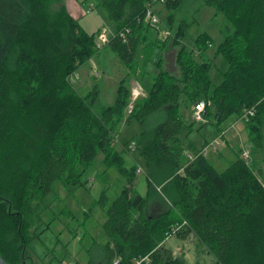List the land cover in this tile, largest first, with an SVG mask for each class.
Returning <instances> with one entry per match:
<instances>
[{"label": "trees", "instance_id": "obj_1", "mask_svg": "<svg viewBox=\"0 0 264 264\" xmlns=\"http://www.w3.org/2000/svg\"><path fill=\"white\" fill-rule=\"evenodd\" d=\"M148 1L99 3L114 33L130 30L128 43L113 36L105 48L130 70L140 52L152 54L160 43L158 37H149L143 22ZM185 1L164 5L169 27ZM204 4L214 6L215 16L224 21L225 40L217 52L229 69L222 82L214 85L210 61L199 62L194 50L183 46L194 24L183 18L163 44L176 50L179 74L166 70L161 58L146 97L127 114L131 89L126 79L107 106L98 102L97 85L82 96L67 82L104 49L98 51L97 35L82 28L64 0H0V259L5 264H30L26 249L38 236L35 231L48 207L45 199L56 183L86 184L85 175L101 153L109 163L122 161L113 147L121 127L134 133V138L122 137L123 142L136 138L150 188L157 186L169 207L151 215L148 196L132 188L136 168L124 169L129 187L106 210L104 264H114L117 258L120 264H135L150 254L152 264H180L165 242L184 221L188 226L175 235L194 233L215 256L214 264H264V171H255L240 153L222 173L208 157L185 166L186 153L202 147L189 138L196 123L189 122L185 112L201 100L207 104L205 119L217 127V134L221 122L255 107L246 129L252 149L264 145V0ZM210 41L208 35L197 39L201 58Z\"/></svg>", "mask_w": 264, "mask_h": 264}, {"label": "rangeland", "instance_id": "obj_2", "mask_svg": "<svg viewBox=\"0 0 264 264\" xmlns=\"http://www.w3.org/2000/svg\"><path fill=\"white\" fill-rule=\"evenodd\" d=\"M64 2L68 11L87 33L98 35L105 27L108 30L107 33L111 36L114 34L107 11L99 6L100 0H68V2L64 0ZM204 2L205 0H186L183 9L176 12L175 25L171 27L166 21L167 10L163 5H157L155 8L157 14L159 13L160 24L157 28L147 25L149 35L156 34L160 42L157 44L159 46H153L155 49L151 50L152 54L145 56L144 52H140L138 64L130 70L120 62L114 52L104 49L97 58H91L81 68L79 71L81 78L74 85L73 90L85 96L97 85L100 90L98 102L101 106H107L114 103L118 84L125 79L131 92L134 87L140 85L147 95V89L158 73L157 64L161 58L165 60L164 68L178 75L179 70L175 63L176 50L173 49L171 52L170 45L164 48L163 44L165 40L172 38L177 25L183 18L194 21L188 36L183 39V46L189 51L194 50L195 58L199 62L202 59L210 61L212 64L211 80L214 85H219L223 80V73L229 69L224 56L217 52L219 45L225 40L224 21L223 18L215 16L214 6L204 4ZM87 9L90 10L86 11ZM203 35H208L211 41L201 58L196 41ZM145 48L141 50L145 51ZM166 49L169 51L167 52ZM95 68L98 71L97 74H95ZM136 101L133 100V104ZM193 112L194 106L190 107L187 113L185 112L189 122H195ZM236 119V116H230L221 122L219 128L223 131L227 130L236 122ZM195 123L189 138L196 146H203L216 138L217 127L215 125L208 121ZM133 127L138 131L136 125ZM238 133L241 134V143L245 144L244 148L251 153V158L247 160L248 164L255 171L260 168L264 171V145L262 149H252L251 137L248 135L245 122L237 123L227 133L225 144L220 147L219 151L208 156L213 167L222 173L236 160L237 146L240 145V139L237 138ZM114 136L123 141L122 137L134 138V133L130 134L125 131L124 127H121L119 133ZM132 140L137 143L136 138ZM113 147L121 152V162L109 163L105 154L101 153L91 170L85 175L86 184L64 187L58 182L54 185L53 191L45 199L48 207L41 215L39 231H35L38 236L26 249L25 258L30 264H95L99 262L98 258L101 259L102 250L109 241L104 231L107 221L106 210L118 195L129 187L127 177L122 172L124 169L132 171L134 167L136 168V179L132 188L135 194L148 196L151 215H158L161 211H165L167 206L169 207L168 204L165 206L162 203V198L157 193V190L161 193L160 189H157V186L150 188L146 170L137 150L130 156L121 149L120 145H113ZM138 166L143 169L142 173H137ZM262 180L264 183L263 177ZM165 246L173 252L180 264L215 263V256L194 233L184 238L171 234ZM0 264L5 263L0 259Z\"/></svg>", "mask_w": 264, "mask_h": 264}, {"label": "built area", "instance_id": "obj_3", "mask_svg": "<svg viewBox=\"0 0 264 264\" xmlns=\"http://www.w3.org/2000/svg\"><path fill=\"white\" fill-rule=\"evenodd\" d=\"M169 1L171 0H149V2L147 3L144 13H143V22L153 28H157V26L160 24V19H159V13L157 14L156 11V6L157 5H165L167 4ZM90 9H87L86 11H89ZM108 30H106V28L104 27L102 31L99 32V34L97 35L96 38V47L99 50H103L105 49L111 42L112 37L109 33H107ZM130 33V30H122L118 33L114 34V38H120L124 43H128V34ZM90 61V60H89ZM97 69L95 68V74H97ZM81 76H80V72L79 70H77L76 72H74L73 74H71L68 78H67V82L69 83V85L73 88L74 85L77 83L78 80H80ZM131 105L128 109L127 112H129V114L132 111V107H133V100H138L140 97H145L146 94L143 90V88L139 85L137 87H134L132 89L131 92ZM206 107L207 104L204 100H201L199 102H197L194 106V112H193V116H194V121L195 122H203L206 123V119H205V114H206ZM256 108H251L245 112H243V114H241V116L236 119V122L234 124H232L227 130L223 131L221 130V132L216 136V138H214L211 142L206 143L205 145H203L202 147H200L198 149L197 153H186L187 158V165H189L190 163L194 162L197 158L199 157H208L210 154H214L217 153L220 149V147H222V145L225 144L226 141V135L227 133L234 128L237 123L239 122H248L252 117H254L256 115ZM113 145H120L121 149L128 155H132L133 152H136L137 150V143L135 141H130L128 144H125L123 141H121L120 139H118L117 136H114V142ZM245 146H243L240 154L241 157L244 160H248L249 158H251L250 156V151H248L246 148H244ZM143 169L138 166L137 168V173H142ZM184 226H188V223L186 221H184V223L180 226H177L176 228H173V235H175L176 233H178ZM121 258H117L114 261V264H120L121 262ZM135 264H152V258H151V254L147 255L145 257L139 258L135 261Z\"/></svg>", "mask_w": 264, "mask_h": 264}, {"label": "crops", "instance_id": "obj_4", "mask_svg": "<svg viewBox=\"0 0 264 264\" xmlns=\"http://www.w3.org/2000/svg\"><path fill=\"white\" fill-rule=\"evenodd\" d=\"M66 2H68V0H65ZM78 1V0H77ZM81 1V0H80ZM72 2V1H71ZM74 2V1H73ZM76 2V1H75ZM112 37V36H111ZM149 37H150V35H149ZM152 37H157V35L156 34H153V36ZM147 40H149V38L147 39ZM142 43H144L145 44V42H144V40L142 41ZM144 47V46H143ZM137 84H139V83H137ZM218 134L216 133V136H217ZM237 138L238 139H240V145L238 144V146H237V149H238V153H240L241 152V150H242V148H243V146L245 145V144H243V142L241 143V139H242V137H241V134H239L238 133V136H237ZM149 209V208H148ZM149 211V210H148ZM150 211H152V210H150ZM149 211V212H150ZM103 253H104V251L102 250V255H101V259H99L98 258V263L96 262L95 264H104V255H103ZM116 260V259H115ZM114 260V261H115Z\"/></svg>", "mask_w": 264, "mask_h": 264}, {"label": "bare ground", "instance_id": "obj_5", "mask_svg": "<svg viewBox=\"0 0 264 264\" xmlns=\"http://www.w3.org/2000/svg\"><path fill=\"white\" fill-rule=\"evenodd\" d=\"M148 2H149V1H148ZM148 2H147V3H148ZM146 5H147V4H146ZM114 34H115V33H114ZM114 34L112 35V37L114 36Z\"/></svg>", "mask_w": 264, "mask_h": 264}]
</instances>
